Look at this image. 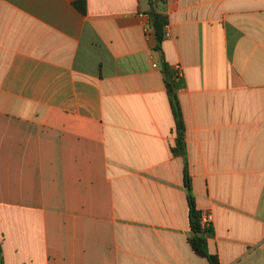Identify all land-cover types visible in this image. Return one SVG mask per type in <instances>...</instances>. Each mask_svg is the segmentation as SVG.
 Here are the masks:
<instances>
[{
	"label": "crops",
	"instance_id": "crops-1",
	"mask_svg": "<svg viewBox=\"0 0 264 264\" xmlns=\"http://www.w3.org/2000/svg\"><path fill=\"white\" fill-rule=\"evenodd\" d=\"M75 1L0 0L3 263L210 264L187 171L210 252L264 264V0H166L162 52L148 0Z\"/></svg>",
	"mask_w": 264,
	"mask_h": 264
},
{
	"label": "trees",
	"instance_id": "trees-1",
	"mask_svg": "<svg viewBox=\"0 0 264 264\" xmlns=\"http://www.w3.org/2000/svg\"><path fill=\"white\" fill-rule=\"evenodd\" d=\"M166 0H148L149 10L148 14L151 18L153 33L157 42V50L163 51V43L167 38L166 28L169 25V17L164 13ZM76 8L83 14L87 12V3L85 0H78L74 2ZM165 75L169 78V68L165 65ZM176 75V74H175ZM173 77V76H172ZM171 78V77H170ZM169 78V79H170ZM168 79V80H169ZM172 79V78H171ZM167 80V92L171 101L175 121H176V146L173 148V153L178 156L186 155V126L183 118L181 104L175 92L172 82ZM185 183L188 189V198L190 206V220H191V237L189 239L193 250L200 256L206 257L210 264H220L217 255L212 254L209 250L206 235L213 232V227L203 228L201 226V213L196 209L195 199L192 195V186L190 176L185 171ZM0 264L3 263L2 248L0 244Z\"/></svg>",
	"mask_w": 264,
	"mask_h": 264
},
{
	"label": "built area",
	"instance_id": "built-area-1",
	"mask_svg": "<svg viewBox=\"0 0 264 264\" xmlns=\"http://www.w3.org/2000/svg\"><path fill=\"white\" fill-rule=\"evenodd\" d=\"M142 17L148 18L151 21V18L149 16V14L147 15H141ZM151 33V32H150ZM157 65H154V67H156ZM175 73H176V77H182V67L181 65L177 64L175 67ZM200 222H201V226L203 228H210L213 226V222H214V216L211 212L209 211H202L201 213V217H200Z\"/></svg>",
	"mask_w": 264,
	"mask_h": 264
}]
</instances>
